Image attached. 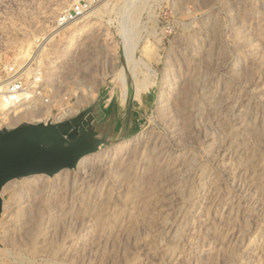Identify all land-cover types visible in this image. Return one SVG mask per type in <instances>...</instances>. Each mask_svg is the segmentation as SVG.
Masks as SVG:
<instances>
[{
    "label": "rangeland",
    "instance_id": "374dc122",
    "mask_svg": "<svg viewBox=\"0 0 264 264\" xmlns=\"http://www.w3.org/2000/svg\"><path fill=\"white\" fill-rule=\"evenodd\" d=\"M77 1L0 0L3 63L58 34L52 107L0 129L118 85L157 100L123 152L3 189L0 264H264V0H89L60 28Z\"/></svg>",
    "mask_w": 264,
    "mask_h": 264
},
{
    "label": "water",
    "instance_id": "95a60500",
    "mask_svg": "<svg viewBox=\"0 0 264 264\" xmlns=\"http://www.w3.org/2000/svg\"><path fill=\"white\" fill-rule=\"evenodd\" d=\"M129 89L127 94L120 85L114 90L103 89L91 106L65 122L51 118L0 130V222L7 184L75 171L82 159L132 139L143 130L147 112L139 108L154 105L157 95L152 90L136 98L135 88Z\"/></svg>",
    "mask_w": 264,
    "mask_h": 264
},
{
    "label": "built area",
    "instance_id": "2783aa9c",
    "mask_svg": "<svg viewBox=\"0 0 264 264\" xmlns=\"http://www.w3.org/2000/svg\"><path fill=\"white\" fill-rule=\"evenodd\" d=\"M88 5H90L89 0L79 1L72 7L73 9L62 13L58 21L60 28L83 20L86 12H88ZM57 35L53 32L50 35L38 37L34 45L31 44L30 47L23 49L24 54L20 56L21 59L15 62L3 63L5 60L1 59L0 109L11 112L32 106L52 107L53 94L50 88L52 82L48 74H50L56 61L50 62V67L44 65L47 64L48 59H53L50 56L54 53L53 48ZM42 55L50 57L46 59L45 64H43ZM42 116L43 118H52L54 111L48 109ZM70 116L71 112L63 110L57 114V121L65 122Z\"/></svg>",
    "mask_w": 264,
    "mask_h": 264
},
{
    "label": "bare ground",
    "instance_id": "6f19581e",
    "mask_svg": "<svg viewBox=\"0 0 264 264\" xmlns=\"http://www.w3.org/2000/svg\"><path fill=\"white\" fill-rule=\"evenodd\" d=\"M96 11V10H95ZM94 11V12H95ZM93 12V13H94ZM79 34L77 33V35L76 36H78ZM74 40H73V42L71 41V42H69L68 43V45H67V47H66V49L65 50H67V49H69V48H71L72 46H73V43H75L76 41H77V38L75 39V38H73ZM66 52V51H65ZM165 84V83H164ZM164 89V88H163ZM88 94V93H87ZM163 93L161 92V94H160V96H159V98H163V95H162ZM165 94V93H164ZM92 98V97H91ZM66 109V108H65ZM3 109H0V114H1V116L2 115H4V114H6V115H8V113L9 112H1ZM25 110V109H24ZM15 111H18V110H15ZM68 111V110H67ZM71 111V110H70ZM69 111V112H70ZM50 112V111H49ZM17 113V112H16ZM21 114V115H20ZM18 116H21V117H26V115H27V112H26V110H25V112H23V114H22V112L20 113ZM6 115H5V117H6ZM14 116V115H13ZM1 120V119H0ZM11 120H13V118L11 119ZM15 120V119H14ZM41 121V120H40ZM12 122V121H11ZM15 122V121H14ZM17 123V122H16ZM133 140V139H132ZM135 140V139H134ZM131 144V140H127V141H124V142H120V143H117V144H115L114 146H112V147H110V148H105V149H103V150H101V151H99L98 153H96V154H93V155H91V156H88V157H86V158H84V159H82L81 160V162L79 163V168L80 169H82V168H84V167H86V166H89V164L91 165V160H100V161H102V160H104V159H106L109 155H111V154H119V153H121V152H123L129 145ZM36 177H39V176H35V177H29V178H25V179H23V180H21V181H18V182H14V183H17V185H23V187L24 188H26V187H28V186H30L31 184H35L36 183V181H37V178ZM12 182V183H13ZM8 185H10V183L9 184H7L6 186H5V188L6 187H8Z\"/></svg>",
    "mask_w": 264,
    "mask_h": 264
},
{
    "label": "crops",
    "instance_id": "0c3cea01",
    "mask_svg": "<svg viewBox=\"0 0 264 264\" xmlns=\"http://www.w3.org/2000/svg\"><path fill=\"white\" fill-rule=\"evenodd\" d=\"M150 91H148L147 93H149ZM138 97H140V95L138 96V95H136V98H138Z\"/></svg>",
    "mask_w": 264,
    "mask_h": 264
}]
</instances>
